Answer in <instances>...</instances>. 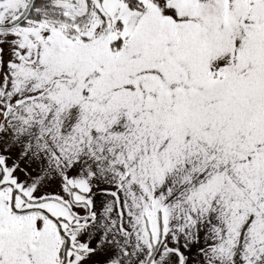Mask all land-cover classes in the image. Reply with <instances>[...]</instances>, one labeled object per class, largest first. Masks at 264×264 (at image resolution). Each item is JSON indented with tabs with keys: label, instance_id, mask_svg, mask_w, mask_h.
<instances>
[{
	"label": "snow or ice",
	"instance_id": "6c2138e0",
	"mask_svg": "<svg viewBox=\"0 0 264 264\" xmlns=\"http://www.w3.org/2000/svg\"><path fill=\"white\" fill-rule=\"evenodd\" d=\"M0 264H264V0H0Z\"/></svg>",
	"mask_w": 264,
	"mask_h": 264
}]
</instances>
